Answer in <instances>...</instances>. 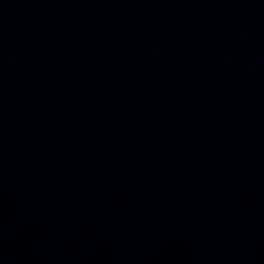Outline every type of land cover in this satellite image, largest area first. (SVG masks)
<instances>
[{
    "label": "water",
    "instance_id": "obj_1",
    "mask_svg": "<svg viewBox=\"0 0 264 264\" xmlns=\"http://www.w3.org/2000/svg\"><path fill=\"white\" fill-rule=\"evenodd\" d=\"M0 264H264V0H0Z\"/></svg>",
    "mask_w": 264,
    "mask_h": 264
}]
</instances>
